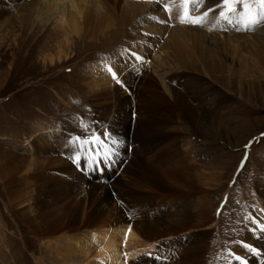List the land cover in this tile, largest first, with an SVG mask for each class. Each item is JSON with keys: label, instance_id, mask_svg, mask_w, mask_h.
<instances>
[{"label": "rangeland", "instance_id": "rangeland-1", "mask_svg": "<svg viewBox=\"0 0 264 264\" xmlns=\"http://www.w3.org/2000/svg\"><path fill=\"white\" fill-rule=\"evenodd\" d=\"M23 2V9L6 4L7 18L0 21V264H114L94 257L89 247L91 259L82 262L85 248L59 241L64 231L53 233L63 226L57 219L70 202L39 194L37 187L27 190L24 184L32 161V168L41 164L37 174L46 169L62 175L75 191L68 140L83 135L80 120L103 135L109 126L103 129L102 122H112L108 111L117 107L125 86L135 94L134 87L142 83L148 95L166 99L178 118L174 129L164 130L173 134L164 154L152 160L163 187L144 194L131 189L120 199H146L147 222L159 233L179 232L183 226L187 234H166L129 262L143 255L149 264H241L235 259L240 256L247 264H264L258 257L248 261L254 255L244 247L251 246L250 235L264 241V232L252 220L260 217L258 190L264 185V25L248 32L224 21L212 26L216 9L203 28L186 26L178 22L180 0H121L111 11H88L86 28L75 35L57 18L35 22L46 9L28 12L32 4ZM221 2L205 0L196 14ZM166 4L172 8L171 19ZM152 6L153 31L144 22ZM107 65L122 83L112 79ZM101 72L106 78L97 81ZM153 131L147 124L143 134ZM119 163L112 158L101 164L102 171L85 172V164L79 168L86 181L80 199L87 197V205L95 202L102 194L98 184L124 190L115 183L116 178L128 180ZM88 190L95 199L89 200ZM201 221L210 222L212 230L198 243L192 239L201 231L186 225ZM65 227V232L72 230ZM181 236L186 239L177 241ZM116 246L126 259L137 244L120 239ZM93 247L96 253L94 241ZM149 253L167 259H149Z\"/></svg>", "mask_w": 264, "mask_h": 264}, {"label": "bare ground", "instance_id": "bare-ground-1", "mask_svg": "<svg viewBox=\"0 0 264 264\" xmlns=\"http://www.w3.org/2000/svg\"><path fill=\"white\" fill-rule=\"evenodd\" d=\"M23 1L26 0H0V21L4 22L7 18L5 17L7 11L6 4H11L15 8L23 9L19 6L25 5ZM28 2L32 4H30V7L27 6L26 11L28 12H40V10L46 9L40 15L38 14L35 18V22L49 21L51 18H57L59 24L67 27L75 35H80L83 26L86 28L84 16H86L88 11H111L112 8L120 4L119 2H121V0H28ZM154 9L155 6H152L146 14L145 24L146 22L148 24L154 22V16L152 15ZM23 12H25V10L21 11V13ZM104 13L107 14L108 12H102V14ZM26 15L27 13L22 16L24 17ZM154 27V24H150L151 31H153ZM256 32L258 33V31ZM104 74L105 72H101L97 81L106 78V76L103 77ZM104 80L105 79L102 81ZM94 83H96V81ZM146 89L147 88L142 83L140 87H134V90H136L135 94H129L130 91L128 86H125L123 90V94L125 95H121L118 99L115 98L117 107H113L114 109L111 108L108 111V113L111 114L110 116H113L112 122L108 124L102 122V128L105 129V127L109 126L107 131L120 142L119 147L116 149V154L113 156V160L120 161L124 164L121 171L122 175L127 177L128 180L125 181L116 178L115 183L118 187L120 186V188L126 190V192L119 188L116 190L114 188H109V184H102V186L98 184L97 188H102V190L100 189L102 194L97 197L95 202L87 205V197L84 200L80 199L86 181L81 178L78 171V169L85 164L84 159H82V164L80 166L77 164L70 166L71 169L75 168L72 174H76L75 179L78 182L75 191L73 188L66 185L68 181L66 177L58 174L54 175L46 169L37 174V167H40L41 164H34L33 168L32 161L28 164L29 168L26 172L28 175L24 184L27 190L37 187L36 190L39 194L45 195L46 197L58 196L60 200L70 202L67 203L70 204V206L65 208L63 212H60L61 215H59L57 219L63 226L53 233L56 234L64 231L65 234L58 238L59 241L67 244H74L75 248L81 250L82 247H84L85 249H83L84 251L81 253L84 258L82 262H88L91 259V257L88 256L89 251L86 249V247H89L94 253L93 256L96 258H102L114 264H129L131 258H135L137 254L144 251L142 247L155 245L160 242L166 234H179L181 230V233L184 232L185 235L187 234L185 232L186 229H182L183 226L178 229L179 232L170 229L168 230L169 232L159 233L156 228L150 227L147 222L149 206L146 203V199H141L137 203H130L125 199H120L122 198L121 195L125 193V196L131 189L134 193L144 194L145 192L153 190V192H155L160 186L161 188L163 187L162 182L159 180V177H161L159 168L152 160L157 158L155 155L164 154V145L173 137V134L165 133L164 130L174 129L178 114L175 110L168 109L170 104L166 99L155 95H148ZM132 115H136L137 117L131 118ZM156 116H159V118ZM130 118L132 119L131 124H129ZM147 124H150L151 128L154 130L148 136L143 134V130ZM126 145L129 147L127 148ZM130 148L132 152L128 154V149ZM149 162L153 163L155 166L149 164ZM89 169L91 170L92 168H85V172ZM68 176L71 177L70 175ZM68 183L70 184V182ZM89 185L90 184H86V186ZM31 190L30 193H33ZM258 191L261 199L260 205L262 207L260 206L261 213L257 221L259 220L258 222L264 223V218L261 216L264 207V185H261ZM88 192L91 194L93 193V191L91 192L90 190H88ZM95 198L96 194L89 196V200ZM60 200L57 201L59 202ZM128 213H132V216L127 217L126 215ZM208 223L210 222L201 221L197 224L192 223V225H186L188 229H199L201 231L199 232V236L195 240L192 239V241L202 243L201 239L204 240L211 235L212 228ZM65 225L71 226L72 230L65 232ZM129 227H131L130 234L128 233ZM256 230L258 231L261 229L256 226ZM81 231H83V234L80 233ZM126 235V244L134 245V243H136V251L134 255H129L126 259H121L116 243L117 240L119 241L120 239L124 241ZM182 238H185V236L177 238V241H182ZM249 239L252 243L249 247L256 249L260 254L257 256L252 252L254 257L252 256L248 261H252L257 257V260L259 258L264 260V244H262L264 241L262 237L250 235ZM84 240L86 242H83ZM93 241L99 246L96 247V249H98L96 253L95 249H93ZM69 252H74V250ZM194 253L196 254V252ZM149 263L150 261L147 260V258L143 255H139V257L132 260L130 264ZM86 264H92V262L89 261ZM195 264L198 263L196 262Z\"/></svg>", "mask_w": 264, "mask_h": 264}, {"label": "snow or ice", "instance_id": "snow-or-ice-1", "mask_svg": "<svg viewBox=\"0 0 264 264\" xmlns=\"http://www.w3.org/2000/svg\"><path fill=\"white\" fill-rule=\"evenodd\" d=\"M174 2L175 0H173ZM204 4L205 0H180L179 24L203 28L206 23H209L210 14L215 13L216 9H219L218 14L211 21L212 26L219 24L220 21H224L237 31L243 30L248 32L254 30L257 26L264 25V0H222L214 8L209 7L207 11L197 15L196 13L200 11ZM164 9L169 13V19H171V6L166 4L164 5ZM212 26L208 28L209 31L213 30ZM222 30L226 31L227 29L223 28ZM124 52L128 53L136 61L147 63L142 56L134 51L125 49ZM123 55L124 53H121V56ZM106 71L111 75L113 80L117 83H122L112 65H107ZM80 125L84 130L83 135H74L68 140V144L72 149L70 158L75 164L80 166L81 158L83 157L86 167L93 168L94 171H102L101 164L112 160L120 142L107 130L103 132V135H100L97 130L89 131V126L83 119L80 120ZM248 147L249 145H245V148ZM252 220L264 232V223L256 221L255 218H252ZM128 233H131V227H129ZM126 242L127 235L125 237ZM244 247L248 248V251L253 252L257 256L260 254L254 248H250L247 245H244ZM148 258L157 261L167 259L161 255L152 257L151 253L148 254ZM235 259L241 261V264H247L240 256H235Z\"/></svg>", "mask_w": 264, "mask_h": 264}]
</instances>
